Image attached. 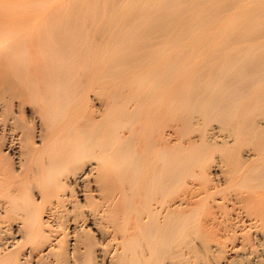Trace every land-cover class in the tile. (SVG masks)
I'll return each instance as SVG.
<instances>
[{
    "label": "bare ground",
    "instance_id": "bare-ground-1",
    "mask_svg": "<svg viewBox=\"0 0 264 264\" xmlns=\"http://www.w3.org/2000/svg\"><path fill=\"white\" fill-rule=\"evenodd\" d=\"M0 141V264L261 236L264 0H0Z\"/></svg>",
    "mask_w": 264,
    "mask_h": 264
},
{
    "label": "rangeland",
    "instance_id": "rangeland-1",
    "mask_svg": "<svg viewBox=\"0 0 264 264\" xmlns=\"http://www.w3.org/2000/svg\"><path fill=\"white\" fill-rule=\"evenodd\" d=\"M1 142V141H0ZM1 145V144H0ZM263 225H264V223H262ZM261 224V222H259V225H262ZM245 225H247V224H245ZM258 225V227L257 228H260V229H262V227H263V225L262 226H259ZM3 226V225H2ZM2 226H0V228L2 227ZM244 227V226H243ZM241 228L240 229V231H236V232H234V231H232V232H228V234H226L227 236V238L229 239H227V241H226V245H228L225 249H224V252H225V254H224V252H223V250H222V252H223V254H222V252H217V253H219V254H216V253H213V254H215V255H213L212 254V258H210L209 257V255L211 254V253H208V251L205 253L204 252V250H202V249H197L196 251H195V254H198V256L200 255V257H199V259H200V261H198L199 259H198V256L196 257V261H198V263L199 264H240L239 263V261H241V260H239V259H237V258H235V254L236 253H233V252H231V248L232 247H241L242 249H244V251H243V253H242V251H241V256L242 257H244L245 255H246V259L245 260H243L244 262H243V264H248V262H249V264H262V262H263V260H264V238L262 239L261 237H263L262 236V233L264 232L263 230H264V227H263V229H262V232H261V236L260 235H258L257 236V234L255 233V231L253 232L252 231V229H250V227H244V228ZM247 231H246V230ZM260 229H258L259 231H260ZM249 230V231H248ZM243 231L245 232L244 234H243ZM233 232H234V235H236V234H238V235H236V238H235V240H234V238H233ZM242 232V233H241ZM240 233L241 234H243L242 236L240 235ZM247 233H249V234H247ZM231 235V236H230ZM255 235V236H254ZM263 235H264V233H263ZM261 239H260V238ZM234 240V241H233ZM263 240V241H262ZM229 243V244H228ZM258 244V245H257ZM243 245V246H242ZM252 246V247H251ZM254 246V247H253ZM261 246H262V248L263 249H260L261 248ZM29 247L30 246H27V249H29ZM250 247H251V249H250ZM258 247V248H257ZM253 248V249H252ZM31 249V248H30ZM228 249V250H227ZM246 249V250H245ZM202 250V251H201ZM258 250V251H257ZM253 251V252H252ZM256 251V252H255ZM245 252V253H244ZM261 252V253H260ZM207 254L208 253V255H206L205 256V254ZM244 256H243V255ZM251 254V255H250ZM253 254V255H252ZM255 254V255H254ZM215 256V257H214ZM220 256V257H219ZM222 256V257H221ZM234 258H233V257ZM249 256V257H248ZM256 256V257H255ZM205 257H207V258H205ZM210 259H209V258ZM218 257H219V259H218ZM232 260H231V259ZM232 261V262H230V261ZM234 260V261H233ZM258 260V261H257ZM201 261H202V263H201ZM210 261V262H209ZM216 261V262H215ZM218 261V262H217ZM221 261V262H220ZM238 263H237V262ZM245 261H248V262H245ZM261 262V263H260ZM241 264H242V262H241ZM264 264V263H263Z\"/></svg>",
    "mask_w": 264,
    "mask_h": 264
}]
</instances>
